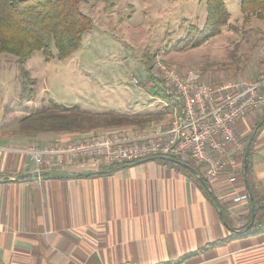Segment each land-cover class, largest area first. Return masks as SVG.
<instances>
[{
	"label": "crops",
	"instance_id": "obj_1",
	"mask_svg": "<svg viewBox=\"0 0 264 264\" xmlns=\"http://www.w3.org/2000/svg\"><path fill=\"white\" fill-rule=\"evenodd\" d=\"M251 114L236 129L245 145L254 133L248 181L264 192V109ZM17 125L0 127V264H264V233L236 235L250 220L249 199L233 200L246 193L242 169L234 183L223 172L209 184L185 160L192 168L178 165L194 175L147 157L109 173L37 178L22 149L89 133L30 136ZM100 169L80 160L52 171Z\"/></svg>",
	"mask_w": 264,
	"mask_h": 264
},
{
	"label": "rangeland",
	"instance_id": "obj_2",
	"mask_svg": "<svg viewBox=\"0 0 264 264\" xmlns=\"http://www.w3.org/2000/svg\"><path fill=\"white\" fill-rule=\"evenodd\" d=\"M225 3L229 21L218 35L198 47L175 50L189 24L202 27L203 0L80 1L79 9L92 19L93 28L73 56L46 60L35 51L23 66L13 55L0 56V127L43 109L50 99L96 113H161L144 128L165 124L169 114L162 103L165 99L154 87L148 88L151 82L157 89L165 87L156 72L157 60L181 77L192 74L207 83L264 74V15L244 16L240 0ZM146 65L152 66L151 79ZM125 128L139 127L97 128L88 133Z\"/></svg>",
	"mask_w": 264,
	"mask_h": 264
},
{
	"label": "built area",
	"instance_id": "obj_3",
	"mask_svg": "<svg viewBox=\"0 0 264 264\" xmlns=\"http://www.w3.org/2000/svg\"><path fill=\"white\" fill-rule=\"evenodd\" d=\"M162 79V100L168 120L154 128L120 129L89 133L78 139L43 147L31 144L22 149L35 164V175L77 161H90L97 168L133 163L147 157H173L200 169L209 184L225 172L234 183L242 169L245 141L236 125L248 113L264 109V74L249 80L230 79L219 83L198 80L192 74L181 77L169 64L157 60ZM134 83H138L134 79ZM84 165V163H81ZM234 201L248 200L246 193Z\"/></svg>",
	"mask_w": 264,
	"mask_h": 264
},
{
	"label": "trees",
	"instance_id": "obj_4",
	"mask_svg": "<svg viewBox=\"0 0 264 264\" xmlns=\"http://www.w3.org/2000/svg\"><path fill=\"white\" fill-rule=\"evenodd\" d=\"M80 1L83 0H0V56L5 53L13 55L20 66H23L35 51H40L46 60L52 58L64 60L73 56L80 49L84 34L93 28L92 19L79 9ZM203 1L206 15L202 27L189 24L183 37L174 44L175 50L198 47L212 36L218 35L228 24L229 12L225 0ZM239 9L244 16L254 14L262 17L264 0H240ZM151 67L146 65L150 79ZM151 83L157 95L168 102L171 101L163 88L157 89V84ZM32 97L30 96L29 100ZM47 103L43 109L21 118L14 132L34 136L41 132L85 134L97 128L120 126L144 128L150 126L152 120L161 115V113L122 114L113 110L96 113L76 106H64L51 99ZM166 163L194 175L189 168L177 166L169 161ZM249 164L250 159H248V178ZM250 188L255 218L248 230L242 228L236 232L238 236L264 233V192L255 189L251 184Z\"/></svg>",
	"mask_w": 264,
	"mask_h": 264
},
{
	"label": "water",
	"instance_id": "obj_5",
	"mask_svg": "<svg viewBox=\"0 0 264 264\" xmlns=\"http://www.w3.org/2000/svg\"><path fill=\"white\" fill-rule=\"evenodd\" d=\"M254 133L252 134V136L250 137V139L248 140V142L245 145L244 148V153H243V160H242V175H243V180H244V184H245V188H246V193L250 202V220L248 222V224L245 226L244 230H248L253 222H254V218H255V214H254V205H253V196H252V192H251V188H250V184L248 181V175H247V170H248V156H249V147H250V143L252 141ZM159 158L165 159V160H169L171 162L177 163L182 165V166H186L189 168H192L188 163H184L181 160H178V158H173V157H167V156H161ZM128 164H123V165H119V166H114L112 168H107V169H100V170H94V171H86L83 173H67V172H59V171H49L47 173H45L42 177L44 178L46 176V178H52V177H63V178H72V177H78L79 175L82 176H89V175H94V174H98V173H109L111 170L123 167V166H127ZM35 177V176H34ZM198 179L200 180V182L205 186V188L207 189V191L210 193L211 196H213V192L212 190L206 185V183L204 182L203 178L201 176H198ZM216 207L218 208V214L219 217L223 220V215H222V211L220 208V205L218 202H216ZM224 224H226L223 221Z\"/></svg>",
	"mask_w": 264,
	"mask_h": 264
}]
</instances>
